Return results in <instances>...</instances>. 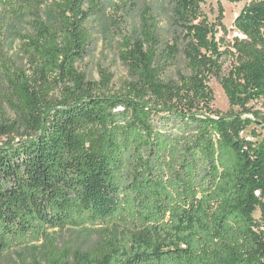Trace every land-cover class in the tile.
Listing matches in <instances>:
<instances>
[{"label":"trees","instance_id":"1","mask_svg":"<svg viewBox=\"0 0 264 264\" xmlns=\"http://www.w3.org/2000/svg\"><path fill=\"white\" fill-rule=\"evenodd\" d=\"M105 1L0 0V37L16 22L30 29L18 36L22 65L0 40L12 113L0 120V259L20 250L13 264H264V0L237 15L232 41L205 0H164L178 35L164 48L145 10L121 44L132 80L118 90L108 71L89 81L78 70ZM179 58L185 70L168 78ZM212 78L251 118L213 115ZM66 229L97 230L100 245L60 249Z\"/></svg>","mask_w":264,"mask_h":264},{"label":"rangeland","instance_id":"2","mask_svg":"<svg viewBox=\"0 0 264 264\" xmlns=\"http://www.w3.org/2000/svg\"><path fill=\"white\" fill-rule=\"evenodd\" d=\"M260 0H244L240 3H230L223 0L219 3L217 0H205L202 4L203 13L208 20L216 25L219 31L218 36L226 37L232 41L236 37H242L234 26L235 18L244 7L257 3ZM39 3L43 7L50 6L52 0H31V3ZM102 13L92 18L88 23V28L93 35V46L88 54L79 64L78 70L83 73L89 81H99L100 71L106 70L112 75L111 86L118 90L124 87L125 83L132 80L128 68L120 59L119 52L121 44L125 37H133L140 30L142 16L145 10H148L152 20H156L160 29V38L162 47L172 45L178 36L170 27V9L164 0H108L102 5ZM28 23H13L10 28L5 29L2 37L5 53L18 65L25 63L21 52V41L18 38L20 34L29 33ZM232 59H227L222 74H226ZM185 70L183 58H179L176 64L167 73L168 78H173L179 71ZM209 86L212 90L214 101L212 103L213 115L219 117H230L231 115L242 114L243 118H251L244 114L239 108L231 107L224 90L217 78H212ZM4 90L0 87V120L2 115L12 117V113L3 101ZM251 108H260V103H252ZM258 126H251L248 132ZM257 130H260L257 128ZM6 141L0 138V145ZM259 212L256 218H259ZM57 246L62 249L64 246L71 247L75 251H89L97 248L101 242V234L97 230L85 229H66L57 232ZM20 250H14L0 259V264H13L17 261L16 253Z\"/></svg>","mask_w":264,"mask_h":264}]
</instances>
